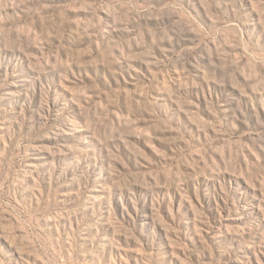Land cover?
Instances as JSON below:
<instances>
[{
  "label": "rangeland",
  "instance_id": "rangeland-1",
  "mask_svg": "<svg viewBox=\"0 0 264 264\" xmlns=\"http://www.w3.org/2000/svg\"><path fill=\"white\" fill-rule=\"evenodd\" d=\"M0 264H264V0H0Z\"/></svg>",
  "mask_w": 264,
  "mask_h": 264
}]
</instances>
